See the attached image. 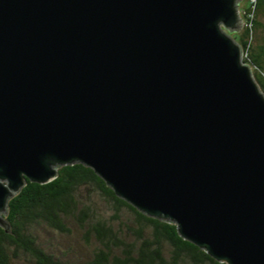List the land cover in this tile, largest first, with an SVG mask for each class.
Masks as SVG:
<instances>
[{
  "label": "water",
  "instance_id": "obj_1",
  "mask_svg": "<svg viewBox=\"0 0 264 264\" xmlns=\"http://www.w3.org/2000/svg\"><path fill=\"white\" fill-rule=\"evenodd\" d=\"M242 0H0V227L82 164L225 264H264V93Z\"/></svg>",
  "mask_w": 264,
  "mask_h": 264
},
{
  "label": "trees",
  "instance_id": "obj_2",
  "mask_svg": "<svg viewBox=\"0 0 264 264\" xmlns=\"http://www.w3.org/2000/svg\"><path fill=\"white\" fill-rule=\"evenodd\" d=\"M243 22L232 37L264 93V0H242ZM9 232L0 227V264H225L183 240L176 226L147 217L115 195L82 164L63 166L44 185L27 181L8 203ZM44 233H79L90 247L85 259Z\"/></svg>",
  "mask_w": 264,
  "mask_h": 264
},
{
  "label": "rangeland",
  "instance_id": "obj_3",
  "mask_svg": "<svg viewBox=\"0 0 264 264\" xmlns=\"http://www.w3.org/2000/svg\"><path fill=\"white\" fill-rule=\"evenodd\" d=\"M230 34L233 35L235 33L232 32ZM44 236L47 238H53V243L60 244L64 249L70 248L71 252L69 254L73 258L87 260L90 256L91 249L86 245L79 233H75L72 237H57L52 236L49 233H44Z\"/></svg>",
  "mask_w": 264,
  "mask_h": 264
}]
</instances>
